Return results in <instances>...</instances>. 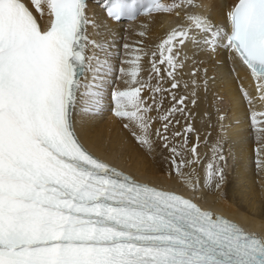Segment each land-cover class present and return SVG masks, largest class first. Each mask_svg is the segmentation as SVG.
Masks as SVG:
<instances>
[{
  "label": "snow or ice",
  "instance_id": "snow-or-ice-1",
  "mask_svg": "<svg viewBox=\"0 0 264 264\" xmlns=\"http://www.w3.org/2000/svg\"><path fill=\"white\" fill-rule=\"evenodd\" d=\"M31 3L40 20L25 0H0V264H264V236L190 197L138 181L89 152L75 130L74 113L80 103L85 112L99 108L100 87L85 76H99L107 66L95 52L87 54L89 46L103 48L87 35L89 25H99L88 15V0ZM184 7L205 11L186 12L188 25L173 28L151 52L157 83H150L151 73L148 81L138 79L142 55L149 54L136 49L131 68H121L129 86L113 91L114 115L139 130L133 136L149 151L150 113L162 107L156 94L167 91L161 87L165 77L170 89L179 87V48L187 41L210 52L230 49L264 93V0H238L223 28L207 14L211 3L153 0L144 11ZM106 10L115 21L135 19V5L126 0H110ZM146 88L150 97L141 95ZM186 99L172 95L175 103L160 117L164 133L175 113H186ZM191 116L187 112L183 134L175 133L182 144H170L159 129L156 134L171 152L174 172L196 191L201 182L193 165L201 160L198 143L188 147L189 134L196 133ZM222 143L223 137L206 165L205 187L219 189L224 182Z\"/></svg>",
  "mask_w": 264,
  "mask_h": 264
},
{
  "label": "bare ground",
  "instance_id": "bare-ground-1",
  "mask_svg": "<svg viewBox=\"0 0 264 264\" xmlns=\"http://www.w3.org/2000/svg\"><path fill=\"white\" fill-rule=\"evenodd\" d=\"M101 1L91 0L88 3V15L96 20L99 27L89 25L87 35L91 40L102 43L103 48L97 51L89 46L87 54L95 52L101 57V63L106 61L107 66L99 76L85 74L89 83L95 81L100 87L101 94L97 110L85 112L83 103H80L74 113L76 131L82 143L102 160L135 179L190 197L204 209L236 221L249 232L264 236V132L256 131L264 129V93L258 91L251 70L230 49L218 47L210 52L203 44L194 46L187 41L179 48V59L183 64L177 70L179 87L170 89L171 81L165 77L161 87L167 91L163 97L156 94V100H162V107L150 113L153 117L150 131L154 146L149 151L133 136V131L139 130L127 118L114 115L113 91L129 86L126 81L130 77L122 75L121 68L130 69L128 61L134 58L136 49H142L149 55H142L138 79L148 81L151 73L153 79L150 83L155 85L157 80L151 70V52L157 51L159 43L173 28L188 25L186 12L201 13L205 10L184 7L172 12L148 13L118 24L105 17L99 6ZM197 1L212 4L207 14L217 26L223 28L228 26L226 13L238 0H195V3ZM25 2L40 20V13L31 0ZM160 2L169 4L173 0ZM125 44L129 48L126 49ZM100 77H103L102 82ZM244 92L248 93L247 98ZM141 95L150 97L152 93L146 88ZM172 95L177 100L181 96L187 97V110L185 114L175 113L168 132L164 133V121L160 117L175 103ZM193 99L196 100L195 105L191 103ZM148 102L151 103V100ZM187 112L192 113L190 122L196 128V133L189 134L188 147L198 143L201 160L199 165H193L201 182L200 189L196 191L190 189L174 172L170 163L171 152L162 147L163 141L156 134L159 129L168 136L170 144H182V137L175 133L183 134ZM176 120L180 123H175ZM125 124H129V127L126 128ZM221 137L223 155L226 157V166L221 165L225 179L219 189L205 187V168L213 159L214 145Z\"/></svg>",
  "mask_w": 264,
  "mask_h": 264
}]
</instances>
